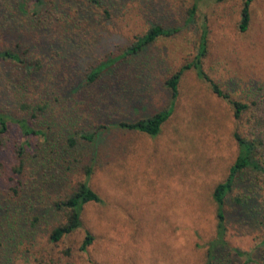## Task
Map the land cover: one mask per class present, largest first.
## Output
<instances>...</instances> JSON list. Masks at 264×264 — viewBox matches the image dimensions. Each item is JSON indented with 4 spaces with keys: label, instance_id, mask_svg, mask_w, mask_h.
<instances>
[{
    "label": "rangeland",
    "instance_id": "obj_1",
    "mask_svg": "<svg viewBox=\"0 0 264 264\" xmlns=\"http://www.w3.org/2000/svg\"><path fill=\"white\" fill-rule=\"evenodd\" d=\"M33 1L0 0V13H19L25 5L19 22L30 24ZM107 1L96 7L89 0H44L45 9L57 2L62 12L44 43L55 40L61 48L46 50L49 59L42 60L39 79L34 76L25 90L11 86L25 83L14 79L20 68L0 63V112L8 117V127L0 133V264L206 263L216 231L212 193L238 155L233 135L245 134L250 114L236 120L230 105L193 69L183 73L174 100L164 82L194 59L205 27L204 73L225 94L260 113L264 0H253L243 33L238 26L243 0ZM28 24L23 35L36 34ZM152 25L175 33L158 38L120 67L124 86L110 82L106 90L97 87L91 98L66 101L72 84ZM12 30H0V51L12 45ZM53 51L59 53L55 63ZM32 57L40 59L37 50ZM54 69L61 71L56 82L49 78ZM255 86L263 91H253ZM168 107L171 115L155 137L112 130L98 140L81 138L108 127L107 120L135 122ZM12 120L27 121L36 134L24 135ZM50 139L56 140L51 147L59 148L54 153L46 143ZM84 181L101 202L84 205L80 228L52 243L51 231L64 222L59 203ZM257 187L262 203L264 179ZM243 195L245 187L238 183L224 205L225 240L244 254H229V264H264V225L241 222L236 214L234 198ZM87 233L92 242L83 251Z\"/></svg>",
    "mask_w": 264,
    "mask_h": 264
},
{
    "label": "trees",
    "instance_id": "obj_2",
    "mask_svg": "<svg viewBox=\"0 0 264 264\" xmlns=\"http://www.w3.org/2000/svg\"><path fill=\"white\" fill-rule=\"evenodd\" d=\"M103 1L104 4L105 1L108 3L110 2L107 0H102V2ZM252 2L253 0H243L238 25L241 33L247 31L249 27L251 20L250 7ZM56 3L45 9L44 0L33 1L31 9L32 13H30L31 17L28 18L31 25L28 24V22L26 23L30 25L34 31H36V34H29V36L23 35L24 30L29 31V29L24 28L26 23L24 24L23 22H19L21 18L20 14H26L25 5L19 6V13L17 11H15V13H11V10L8 12L2 11L0 13V30L2 29L3 31L9 28H11V30L12 28H15L16 30L12 36H9L10 44L12 45L8 46L7 49L0 51V63L10 64L20 68L17 70L19 72V77L14 79L18 80L19 83L25 80V83H21L19 86L11 85L16 87L18 91L25 90L27 82L32 80L34 76L37 78L40 76V71L43 69L42 60L45 61V58L49 59V57L46 56V50L50 48L55 50L61 48V44L55 40L53 43L50 42L49 46H46L44 43L45 35L48 36L51 28L53 27L52 25L54 23L55 16H62L58 3ZM89 3L93 6L99 7L101 0H89ZM194 11V8L190 10V16L194 14ZM88 19H90V16L86 15L85 20L88 21ZM80 22L81 19H79V23ZM98 23L99 21L96 20L97 25ZM18 25L20 27H18ZM174 33V29H166L160 25H152L146 33L142 36L136 37V40L124 47L119 54L110 57L107 55L105 60H102L87 75H85L78 85L72 84L69 87L71 88L70 92L64 95L66 101L71 100L73 102V99L77 97H80L81 99L88 97L91 98L92 92H94V90L97 92V87L100 88L103 86V88H105L110 82H113V84L122 83L120 77L123 74L120 67H125L124 65L131 64L137 57L140 56V53L149 48L158 38L169 37ZM206 45L207 31L205 27H202L199 37V46L194 59L189 64H186L179 70L175 71L171 76L167 77L164 85L169 90L171 98L174 100L178 95V85L183 73L186 70L193 69L199 79L209 83L211 91L215 96L223 99L230 105L233 111V116L236 120H240L243 114L247 112L250 114V119L246 123L247 129L244 130L245 134L242 135L239 132H235L233 135L238 145V155L233 164L229 167L228 174L224 181L217 184L212 193V199L216 207V231L213 240H211L208 244L205 264H229L231 262L230 259H228L229 254L234 253L239 257L244 256V254L237 249L231 248L225 240L227 229L224 205L227 195L238 183L245 187V195L234 198L237 217L244 223L261 222L262 225H264V202L260 203L258 201V192L256 190L258 189L257 185H259L260 178L264 179V101H262L258 107L261 108L259 111L260 113H256L251 110L250 106L234 100L229 95L225 94L214 81L209 79L202 68V59L206 54ZM34 50L38 51L40 59L31 61L33 58L32 55H34ZM53 52L54 55L52 56V59L55 63L56 56L59 55V53L55 51ZM51 64L52 65L49 67L53 68V63ZM59 72L61 71L58 70L57 72L56 69H54V71L52 70L51 77L49 78H53L52 81L56 82L54 78H57L56 76ZM125 84L126 83H122L123 86ZM106 89L107 87L105 90ZM253 91H257L259 93L260 91H263V89H261L260 86L258 88L255 86L253 87ZM100 95L103 96V93H100ZM254 104L255 103H253V105ZM171 110L172 109L168 107L147 118H142L135 122H129L126 120H107L109 124L108 127L102 126L97 128L96 131L83 133L81 138L87 140L88 142L94 141L95 139L98 140L103 133L112 130L140 132L148 136L155 137L160 133L161 127L170 117ZM12 121L17 124V127L20 128L24 135L36 134L35 131L30 129L27 121ZM6 127H8V117L0 112V133H4L6 131ZM37 133L45 136L42 132ZM69 141L73 144V140ZM55 142V139H50V141L46 140L47 145L50 146V149H52L50 151L51 153H54V150L57 151L59 149L57 146L51 147ZM87 172H90L89 168L87 169ZM259 189H261L260 186ZM100 202L101 200L99 196L88 186L87 181L80 183L77 191L59 203L57 209L60 212H63L64 222L51 231L49 240L52 243H57L62 238L74 233L81 226L80 214L83 206L88 203ZM91 242L92 237L87 233L80 249L85 251ZM262 243L264 244V238Z\"/></svg>",
    "mask_w": 264,
    "mask_h": 264
}]
</instances>
